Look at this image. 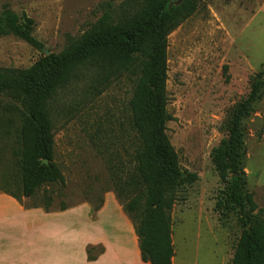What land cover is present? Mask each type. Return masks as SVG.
I'll return each mask as SVG.
<instances>
[{
  "label": "trees",
  "instance_id": "obj_1",
  "mask_svg": "<svg viewBox=\"0 0 264 264\" xmlns=\"http://www.w3.org/2000/svg\"><path fill=\"white\" fill-rule=\"evenodd\" d=\"M176 1L101 2L95 8L100 14L97 20L80 36L69 37L60 52L47 56L33 35L32 18L8 6L0 11V37L13 36L43 52L26 69L0 67V183L9 184L25 199L40 186L50 187L43 195L49 209L66 186L54 161L55 118L61 115L63 119L67 112L71 116L83 104L59 106L63 92L82 79L85 96L80 101H92L126 76L133 85L127 102V130L98 129L88 135V141L103 160L105 182L131 215L141 259L149 264H172L171 211L181 185L197 180L196 174L181 177L178 155L166 134L170 120L167 36L197 9L196 0ZM263 90L259 74L252 78L247 97L231 110L226 137L210 153L214 170L225 184L216 208L236 209L241 227L230 264H264V211L246 189L242 125ZM43 160L47 163L42 164ZM137 186L143 194L131 193ZM97 249L87 247L89 261L96 259L91 253Z\"/></svg>",
  "mask_w": 264,
  "mask_h": 264
},
{
  "label": "rangeland",
  "instance_id": "obj_2",
  "mask_svg": "<svg viewBox=\"0 0 264 264\" xmlns=\"http://www.w3.org/2000/svg\"><path fill=\"white\" fill-rule=\"evenodd\" d=\"M105 1L0 0V11L8 6L18 15L24 13L32 18L33 35L43 44V50L58 53L69 37L80 36L97 20L100 14L95 8ZM121 1L113 0L115 4ZM196 2L192 16L167 36L166 95L170 120L166 134L184 177L197 175L196 181L181 185L177 191L171 211L172 243L176 264H230L241 227L236 209L216 208L225 184L214 170L210 153L226 137L231 110L247 97L252 78L260 74L264 80V0ZM41 57L43 52L22 40L0 37V67L26 69ZM85 82L79 79L68 86L58 103L67 108L70 103L83 102L72 105L76 112L72 111L71 116L67 112L63 119L61 115L55 118L54 161L66 181L58 195L60 205L68 208L90 200L100 206L108 192L116 198L136 234L124 203L105 182L103 160L88 141V135L98 129L127 130L132 82L124 76L99 97L88 102L84 99V103L80 100L85 96ZM242 125L246 189L264 211V90ZM133 190L131 193L143 194L141 186ZM85 215L70 211L68 231L89 226ZM97 248L92 255L102 252L101 246Z\"/></svg>",
  "mask_w": 264,
  "mask_h": 264
},
{
  "label": "crops",
  "instance_id": "obj_3",
  "mask_svg": "<svg viewBox=\"0 0 264 264\" xmlns=\"http://www.w3.org/2000/svg\"><path fill=\"white\" fill-rule=\"evenodd\" d=\"M45 188L25 199L0 183V264H149L142 261L134 228L112 194L107 192L100 206L87 200L68 208H61L58 196L46 209ZM70 211L85 213L89 226L68 231ZM89 246L103 249L93 261L87 259Z\"/></svg>",
  "mask_w": 264,
  "mask_h": 264
},
{
  "label": "water",
  "instance_id": "obj_4",
  "mask_svg": "<svg viewBox=\"0 0 264 264\" xmlns=\"http://www.w3.org/2000/svg\"><path fill=\"white\" fill-rule=\"evenodd\" d=\"M181 1H183V0H177L176 2H177V3H180ZM44 53H45V56H47V55L50 54V52H49L48 50H44ZM46 163H47L46 160H43V161H42V164H46ZM181 177H184V174H183V173L181 174Z\"/></svg>",
  "mask_w": 264,
  "mask_h": 264
},
{
  "label": "bare ground",
  "instance_id": "obj_5",
  "mask_svg": "<svg viewBox=\"0 0 264 264\" xmlns=\"http://www.w3.org/2000/svg\"><path fill=\"white\" fill-rule=\"evenodd\" d=\"M173 262H174V264H176V258H174V261Z\"/></svg>",
  "mask_w": 264,
  "mask_h": 264
}]
</instances>
